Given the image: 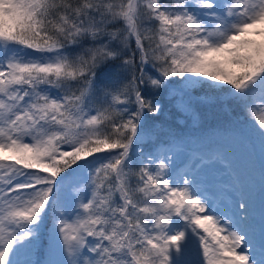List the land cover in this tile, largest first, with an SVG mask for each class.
<instances>
[{
	"label": "snow or ice",
	"instance_id": "obj_1",
	"mask_svg": "<svg viewBox=\"0 0 264 264\" xmlns=\"http://www.w3.org/2000/svg\"><path fill=\"white\" fill-rule=\"evenodd\" d=\"M256 141L264 0H0V264H264Z\"/></svg>",
	"mask_w": 264,
	"mask_h": 264
},
{
	"label": "rangeland",
	"instance_id": "obj_2",
	"mask_svg": "<svg viewBox=\"0 0 264 264\" xmlns=\"http://www.w3.org/2000/svg\"><path fill=\"white\" fill-rule=\"evenodd\" d=\"M235 109V106H232ZM235 115V111H233ZM214 121H211V128H224L228 124L229 117L220 110L219 106L213 110ZM255 153L247 146L236 147V163L244 171L256 186L260 181V169L264 166V153L261 152L259 142H255Z\"/></svg>",
	"mask_w": 264,
	"mask_h": 264
},
{
	"label": "trees",
	"instance_id": "obj_3",
	"mask_svg": "<svg viewBox=\"0 0 264 264\" xmlns=\"http://www.w3.org/2000/svg\"><path fill=\"white\" fill-rule=\"evenodd\" d=\"M162 100H163V98H162ZM163 102L165 103L164 112L162 113V115L160 117H157V118L149 117L148 122H147L148 125L150 126L154 122V120H160L167 125H170L174 128H177L178 131H182V132L191 131L193 126L190 123L186 124L183 122V118L180 117L179 114L175 111V109L172 107V104L166 100H164ZM166 117H168V118L166 119ZM177 119L181 120V125H177ZM214 119L215 118H213L212 115L209 117H206L204 122H203V126L196 128V134H201V133L207 132L211 128L210 127L211 121H214ZM255 150H256V148L254 150H252V153H255L254 152Z\"/></svg>",
	"mask_w": 264,
	"mask_h": 264
}]
</instances>
